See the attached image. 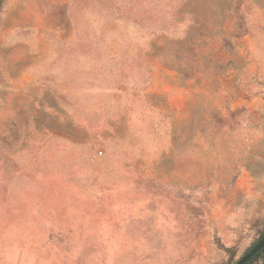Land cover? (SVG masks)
Masks as SVG:
<instances>
[{
  "label": "rangeland",
  "instance_id": "obj_1",
  "mask_svg": "<svg viewBox=\"0 0 264 264\" xmlns=\"http://www.w3.org/2000/svg\"><path fill=\"white\" fill-rule=\"evenodd\" d=\"M263 237L264 0H0V264Z\"/></svg>",
  "mask_w": 264,
  "mask_h": 264
},
{
  "label": "water",
  "instance_id": "obj_2",
  "mask_svg": "<svg viewBox=\"0 0 264 264\" xmlns=\"http://www.w3.org/2000/svg\"><path fill=\"white\" fill-rule=\"evenodd\" d=\"M264 250V237L236 264H248L258 253Z\"/></svg>",
  "mask_w": 264,
  "mask_h": 264
},
{
  "label": "trees",
  "instance_id": "obj_3",
  "mask_svg": "<svg viewBox=\"0 0 264 264\" xmlns=\"http://www.w3.org/2000/svg\"><path fill=\"white\" fill-rule=\"evenodd\" d=\"M264 250L258 253L248 264H251L256 258L260 257L263 254Z\"/></svg>",
  "mask_w": 264,
  "mask_h": 264
}]
</instances>
